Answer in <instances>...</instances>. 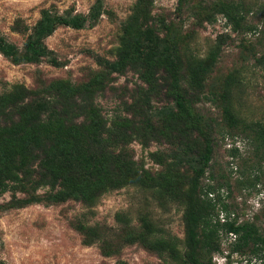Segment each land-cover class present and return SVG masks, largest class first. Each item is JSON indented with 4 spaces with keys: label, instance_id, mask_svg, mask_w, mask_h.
Here are the masks:
<instances>
[{
    "label": "rangeland",
    "instance_id": "1",
    "mask_svg": "<svg viewBox=\"0 0 264 264\" xmlns=\"http://www.w3.org/2000/svg\"><path fill=\"white\" fill-rule=\"evenodd\" d=\"M96 1L0 0V37L23 53L44 11L88 17ZM221 2L245 5L240 29L217 13ZM137 3L106 0L96 25L55 29L43 44L57 65L46 59L14 64L0 53V104L7 114L0 127L21 124L23 109L47 104L39 138L49 146L60 140V147L61 141L80 140L92 153L84 131L98 113L112 158H122L147 184L119 187L92 204L50 202L53 190L41 183L44 153L36 151L37 159L19 173L21 184L0 195V264H190L182 198L150 186L179 187L191 172L177 161L204 153L207 135L213 154L201 191L216 204L213 224L249 222L264 234V145L252 130L264 124V0H188L183 9L178 0H148L142 31L175 43L185 64L206 60L219 48L216 65L201 76L202 88L192 90L189 79L184 83L202 121L199 130L159 114L176 110L164 67L128 65L122 73L109 68L119 59ZM33 196L40 201L30 202ZM217 245L202 252L205 264H264L253 246L240 247L238 236L221 226Z\"/></svg>",
    "mask_w": 264,
    "mask_h": 264
},
{
    "label": "trees",
    "instance_id": "2",
    "mask_svg": "<svg viewBox=\"0 0 264 264\" xmlns=\"http://www.w3.org/2000/svg\"><path fill=\"white\" fill-rule=\"evenodd\" d=\"M106 0H97L88 17L60 15L51 10L43 12L33 33L29 36L25 50L21 53L18 48L0 37V53L14 64H35L43 59L52 65H57L54 55L43 41L55 33L59 26L73 29H84L88 24L94 26L101 19ZM188 0H178L179 7L184 8ZM148 0H138L122 37L119 59L109 65L114 73H122L128 65L143 64L148 68L164 67L171 76L176 110H161L159 114L170 120L174 125L184 121L194 129H201L202 121L196 115L191 94L185 88L189 79L194 91L202 88L201 76H206L216 65L219 57V48L211 51L206 60H194L185 64L178 57L175 43L152 34V31H142L141 20L146 10ZM218 14L223 15L237 30L245 20V5L243 3L221 2L216 6ZM74 92V90H73ZM9 100V99H8ZM65 107H63V110ZM49 110L47 104H37L29 110L20 112L21 124L10 128L0 127V195L13 191L22 182L19 173L26 168L29 160L37 159L36 151L44 153L41 162L44 173L42 184L49 185L53 193L47 198L50 202H64L68 199H78L86 203H94L101 195L125 186L145 185L138 173L131 166L122 162V158L113 159L108 151L111 147L109 140H105L107 128L104 120L97 114L90 116V125L84 133L88 138L92 153L86 149L84 142L74 140L72 144L57 140V144L49 146L39 138L41 129L46 126L42 114ZM7 115L0 104V119ZM257 140L264 145V124L256 123L252 126ZM28 131V132H26ZM128 134L121 140L127 141ZM107 142L109 143L107 145ZM86 146L89 147L87 142ZM80 146L82 149H80ZM97 146V148L95 147ZM80 149V150H79ZM60 150V151H59ZM87 152V153H86ZM213 154V145L209 136H205V151L195 157L179 158L177 167L187 165L190 176L180 182L179 187H164L156 183L150 187L162 186V190L173 198H182L185 206V231L188 245L190 264H205L201 254L205 248L216 251L218 248V228L221 226L227 234L238 236L240 247L253 246L254 257L264 258V234H261L253 223H238L225 220L223 224H213L216 204L212 199L202 198L201 182L210 165ZM120 180L116 179L118 176ZM57 186L61 187L56 190ZM30 202H39L33 196ZM124 221L122 218H118ZM148 234H152L151 227L145 224Z\"/></svg>",
    "mask_w": 264,
    "mask_h": 264
},
{
    "label": "built area",
    "instance_id": "3",
    "mask_svg": "<svg viewBox=\"0 0 264 264\" xmlns=\"http://www.w3.org/2000/svg\"><path fill=\"white\" fill-rule=\"evenodd\" d=\"M231 235V237H233L234 239L236 238V236L235 235H233V234H230Z\"/></svg>",
    "mask_w": 264,
    "mask_h": 264
}]
</instances>
